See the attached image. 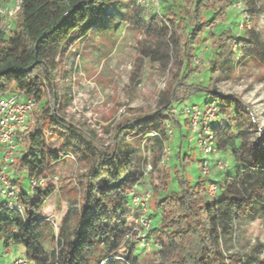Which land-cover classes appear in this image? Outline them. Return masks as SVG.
Here are the masks:
<instances>
[{
  "label": "trees",
  "instance_id": "1",
  "mask_svg": "<svg viewBox=\"0 0 264 264\" xmlns=\"http://www.w3.org/2000/svg\"><path fill=\"white\" fill-rule=\"evenodd\" d=\"M7 1L0 0V8ZM234 1L183 0L179 13L169 11L163 16L164 27L158 31L167 35V49H170L172 60L169 80L157 97L156 114L150 118L138 116L132 121L148 125V128L153 120L168 117L183 140V125L172 111L199 95L204 97L202 103L215 101L227 119L220 129H214V136L218 151L219 147L232 149L237 165L234 174L229 173L228 167L218 178L208 179L201 175L191 181L185 169L193 162L192 157L182 155L180 149L176 156L178 166L173 170L160 169L152 204L156 214H150L151 219L155 216L157 219L147 240L160 243L158 252L164 264H264V246L256 242L247 250L240 249L236 239L237 227L244 219L257 217L264 225V148L250 138L255 124L240 97L216 93L218 84L234 68V49L240 52L237 63L246 59L264 63L263 41L254 29L246 27L242 37H235L228 31L213 35L207 83L188 81L204 34L225 21L227 9ZM122 2L141 12L136 0H22L12 30L4 33L0 29V98L26 93L39 103V111L32 115L33 126L17 144L8 171L14 166L28 181L32 177L44 180L45 187L30 192L20 188L17 175L12 174L10 180L18 193L22 213L0 211L2 247L5 250L21 247L23 257L30 264H101L107 258L99 260L97 251L117 257L122 246L133 247L124 240L129 230L125 217L131 209L130 193L142 178L146 164L139 165L135 151L120 149L125 125L110 131L109 145L104 147L93 132L85 134L63 121L55 111L58 59L98 25L112 24L110 11H118ZM243 2L247 12L253 14L260 0ZM47 92L52 103L50 108L43 102ZM184 125L187 127L185 120ZM234 126L238 128L237 133L232 131ZM52 131L85 146L91 160L88 169L79 177L82 191L71 236L67 238L61 229L55 248L48 252L42 241L44 230L51 231L52 226L40 213L57 188L52 179L48 180L46 169L64 158L73 157L48 148L46 136ZM145 135H151L147 141L151 144L154 171L159 167L167 133L148 130ZM174 179L179 188L170 190ZM212 182L217 185V193L214 198H208L207 187ZM124 258L125 264L133 263L130 253Z\"/></svg>",
  "mask_w": 264,
  "mask_h": 264
},
{
  "label": "rangeland",
  "instance_id": "2",
  "mask_svg": "<svg viewBox=\"0 0 264 264\" xmlns=\"http://www.w3.org/2000/svg\"><path fill=\"white\" fill-rule=\"evenodd\" d=\"M125 3L122 2L118 11H110L112 24L108 22L107 26L105 22L103 27L98 25L84 39L72 45L64 57L58 59L55 111L63 121L79 128L85 134L93 132L97 142L104 147L109 145L110 131L118 125H125L120 149L123 152L135 151L139 165L142 166L151 165L152 160L151 144L147 141L151 135L146 136L145 131L162 130L166 135L168 127L172 130L173 140H164L171 148L169 163L159 164V167L146 177L145 182L140 183L142 191L152 192L149 208L150 214L154 216V188L159 183L160 169L173 170L178 166L176 156L179 149L182 155L190 154L193 160L185 169L186 177L195 181L201 176V153L195 148L192 137L188 135L183 116H177L183 125V140L180 139L178 128H173V123L168 117L164 116L159 121L153 120L148 128V125L132 122L138 116L150 118L156 114L157 97L169 80L168 70L172 66L170 49H167V35L159 33L158 30L164 27V15L169 11L179 13L183 0H159V12L148 10L143 14ZM247 11L243 0H235L227 9L225 21L216 29L204 34V41L196 51L194 71L189 75V82L203 85L207 83L213 35L228 31L235 37H242L246 27L254 29L264 43V0H260L253 14ZM239 53L235 48L234 68L218 84L216 93L224 97H240L243 105L248 107L249 118L255 124V130L250 131V138L264 148V63L252 59L237 63ZM203 100L204 97L199 95L185 104H202ZM43 102H46L48 108L52 106L48 92ZM35 111L39 109L36 108ZM232 131L237 133L238 128L234 126ZM46 142L51 151L68 153L74 157V160L64 158L46 169L48 180L57 179V191L45 201L40 213L46 222L50 220L56 224V229L52 227L51 231L44 230L42 243L45 250L50 252L55 248L56 240L61 237V229L67 238L71 236L78 217V198L82 191L79 177L88 169L91 156L85 146L58 131L47 135ZM218 157L229 161V173L234 174L237 165L232 149L227 146L219 147ZM210 173L215 178L220 175L214 166H211ZM6 174L9 179H13L12 174H16L20 188L29 190L27 176L20 175L14 166L10 172L7 170ZM178 188L177 181L172 180L170 190ZM156 219V216L153 217V225ZM236 239L240 249L247 250L256 242L264 246L262 221L257 217L244 219L237 227ZM159 244L157 240L151 239L149 245L142 248L137 244L133 247L122 246L117 257L106 256L103 250L100 253L97 251L96 256L101 261L107 258L104 264H125L124 257L128 253L133 261L130 264H164L158 252ZM22 255L21 247L12 246L5 250L0 238V264H10L16 258L23 257Z\"/></svg>",
  "mask_w": 264,
  "mask_h": 264
},
{
  "label": "built area",
  "instance_id": "3",
  "mask_svg": "<svg viewBox=\"0 0 264 264\" xmlns=\"http://www.w3.org/2000/svg\"><path fill=\"white\" fill-rule=\"evenodd\" d=\"M22 0H8L0 8V29L4 33L12 30V23L16 13L20 9ZM136 7L141 13L148 10L159 12V0H136ZM234 7V6H233ZM39 103L32 95L26 93H14L0 98V211H16L22 213L18 204V193L14 183L8 178L6 171L13 163L17 144L22 136L27 134L32 128V113L38 108ZM173 114L183 116L187 123L188 135L195 142V148L201 153L199 170L203 177L212 179L211 166L218 173L225 172L229 167L227 159L218 157L216 148V138L214 129H220L227 119L220 113L215 101L208 100L202 104H185L174 109ZM168 142L173 140V132L168 127ZM170 144L168 143L162 153L160 164L167 165L170 161ZM69 159L74 160L73 157ZM152 166L146 164L143 170V176L130 193L131 209L126 215L129 230L124 235V240L140 248L149 245L147 236L152 229V219L150 217L149 202L152 198L150 190L142 191L140 183L145 182L147 176L152 172ZM55 180V181H54ZM54 183L56 178H54ZM45 187V181L32 177L29 179V190L34 192L36 189ZM217 193V185L212 182L207 187V197L214 198ZM47 222L56 229L53 221ZM157 246V245H156ZM159 248V246H157ZM104 260L101 264H104ZM11 264H30L25 257L15 259Z\"/></svg>",
  "mask_w": 264,
  "mask_h": 264
},
{
  "label": "crops",
  "instance_id": "4",
  "mask_svg": "<svg viewBox=\"0 0 264 264\" xmlns=\"http://www.w3.org/2000/svg\"><path fill=\"white\" fill-rule=\"evenodd\" d=\"M0 158H1V154H0ZM0 165H1V159H0ZM22 256H23V255H22ZM16 259H17V258H16ZM11 263H12V262H11ZM11 263H10V264H11Z\"/></svg>",
  "mask_w": 264,
  "mask_h": 264
}]
</instances>
